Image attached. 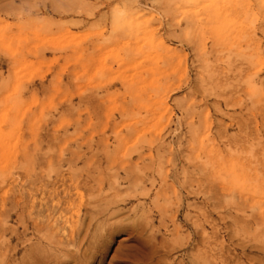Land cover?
<instances>
[{"label": "rangeland", "instance_id": "obj_1", "mask_svg": "<svg viewBox=\"0 0 264 264\" xmlns=\"http://www.w3.org/2000/svg\"><path fill=\"white\" fill-rule=\"evenodd\" d=\"M1 4L0 264L32 263L21 219L30 246L47 218L22 202L51 205L72 169L94 204L132 198L120 218L151 210L150 264H264V0Z\"/></svg>", "mask_w": 264, "mask_h": 264}, {"label": "bare ground", "instance_id": "obj_2", "mask_svg": "<svg viewBox=\"0 0 264 264\" xmlns=\"http://www.w3.org/2000/svg\"><path fill=\"white\" fill-rule=\"evenodd\" d=\"M1 2L2 0H0V12L4 8ZM88 146L93 149L92 144ZM101 147L102 150H106L107 152L113 148L114 151H117L116 153L120 150L126 151L128 149L123 144L112 147L109 142L103 143ZM144 147L146 146L141 144L134 148V151L130 153L127 151L125 155L130 156L133 152H137L138 158L142 159ZM164 148L163 144L157 148L158 158L154 159V164L157 168H149L144 173L151 180L152 186L155 185V180H153L155 171L161 177L162 183H165L170 175L169 172H165V159L160 154V151ZM168 161L173 162L175 160L169 159ZM188 161L191 163V160ZM189 176L187 174V181H191ZM69 181L70 184L64 190L63 196H61L59 191L54 192L51 205L41 203L40 206H37L35 202L25 205V201L22 202V216L29 210L30 214L36 213L38 216H45L47 218L46 221L44 220L40 224L34 221V234L38 235V237H36V242H31L30 246L25 244L27 241H25V238L30 225L26 219H21L23 230L19 234V238L23 243V251L26 252L24 259L26 260L28 256L32 260L30 264H70L71 262H75V264H95L97 262L105 264L108 251L115 239L116 233L125 232L130 236L129 239L137 241V244L121 249L111 258L109 264H150V253L152 252L150 246L152 248L154 246L146 241L144 235L149 233L154 238L156 237V232L160 231L158 229L159 226L155 225V219L151 210L145 209V206L141 216H135L136 218H131V216L120 218L119 216L125 213L124 207L132 200L131 197L94 204L95 202L87 200L84 192L80 190L83 185H88V181L85 180L84 182L76 170H71ZM103 193L102 190L97 195L103 196L105 195ZM149 193L150 191L148 190L145 194H142L147 196ZM19 194L23 199L27 196L24 189ZM90 194L96 196L93 193ZM35 195V192H29L30 197H34ZM106 196L108 194L103 196L104 200L107 198ZM123 205L125 206L123 207ZM165 224L164 220L160 221V225ZM154 239L156 240V238ZM30 240H34V238ZM175 243L163 244L166 248L163 247L164 250L167 253L172 249L174 250L177 248ZM156 257L154 256V259Z\"/></svg>", "mask_w": 264, "mask_h": 264}]
</instances>
